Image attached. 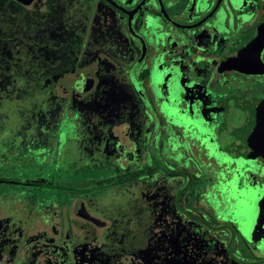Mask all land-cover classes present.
<instances>
[{"label": "flooded vegetation", "instance_id": "flooded-vegetation-1", "mask_svg": "<svg viewBox=\"0 0 264 264\" xmlns=\"http://www.w3.org/2000/svg\"><path fill=\"white\" fill-rule=\"evenodd\" d=\"M4 8L5 37L37 35L21 91L36 120L0 148V264H264V179L250 185L264 163V0ZM84 157L100 171L78 169Z\"/></svg>", "mask_w": 264, "mask_h": 264}, {"label": "rangeland", "instance_id": "rangeland-1", "mask_svg": "<svg viewBox=\"0 0 264 264\" xmlns=\"http://www.w3.org/2000/svg\"><path fill=\"white\" fill-rule=\"evenodd\" d=\"M2 12L3 13H1L0 15V30H2V32H0V148L5 147L6 134L13 133L14 131L21 128V125H26L28 121L35 122L36 120L32 116L29 118V113H32L31 104H30V101L28 102V100L27 101L25 100L23 94H21V91H22L23 86L26 84V82L31 81V83H33L32 82L34 79L33 76L35 75L33 65L29 67V64H28L29 62H27V60L25 59L28 58V56L33 55L35 53L34 43H35V37H37V35L33 31V27H31L29 33H28V30H26L25 32L26 34H23L21 36H17L15 38L5 37V8L2 10ZM44 29L45 27H43L42 31ZM23 36H25V38H20ZM9 41H10V46H6L5 44H7V42ZM5 50L7 51L5 52ZM5 53L7 54V56L5 55ZM8 59H10L9 61H14L16 63H19V65H17L18 67L17 66L12 67V66L6 65V61ZM13 77L14 78L16 77V79H14ZM27 86L28 85H26L25 87ZM60 93L61 91H58L52 94L44 93L42 94V96H40L41 102H49L50 100L51 101L55 100L62 95V93L61 94ZM13 101H15V103ZM69 113L70 115L74 114L73 111H69ZM39 114L40 116H44L42 112H39ZM59 116L57 117L59 118ZM80 116L72 117L71 120L73 119L74 121L78 123L80 121L79 120ZM138 121H140V119H138ZM52 122H54L53 118H52ZM123 128H124L123 125H120V126L116 125L114 129V133L116 135H119L122 141L124 140L123 135H122ZM23 134L24 135H21V136L25 137V133ZM77 135L80 140L83 139L81 134L77 133ZM153 138L155 142H153L154 144L151 145V148L153 150L152 156L157 157V160L161 161L163 160L162 158H164V155L171 153V152H169V149H167L165 145H162V146L158 145L160 143L159 142L157 143L156 140L160 139V136L154 135ZM20 139H23V138L21 137ZM74 141H78V138L76 139L74 138V140L71 141L70 143L72 144ZM177 149H178L177 147H174L173 151H177ZM226 151H229V148ZM1 154L5 155L3 152H1ZM82 162L83 163L80 164L78 168L81 171L83 172L84 171L85 172L100 171L98 169L94 170L92 166L93 163L92 161L89 160V158L84 157V160H82ZM222 162L224 161L221 160L220 163L223 164ZM257 166L262 167V168H259V170L256 172V177L259 176V180L256 184H250L252 188L255 186L260 187L261 179H264V163L260 162ZM221 169L224 170V168L222 167ZM208 181H211V180L207 178L206 180H202L201 182L195 181L191 189L193 190L194 188H198L200 186L204 187L205 184L208 183ZM30 192L32 194H37V192L34 189H31ZM25 193H27V191ZM254 198H255V201L257 202V205L261 208L260 205H262V199L264 198V191H262L261 193H260V190L256 191ZM255 220H257L258 222L259 214L256 215ZM257 222L254 225L256 226V229L259 230L260 223L259 222L257 223ZM247 238L249 240L257 242L256 243L257 246L261 247L260 246L261 239H260L259 233L252 232L251 235H249V237L247 235Z\"/></svg>", "mask_w": 264, "mask_h": 264}, {"label": "trees", "instance_id": "trees-1", "mask_svg": "<svg viewBox=\"0 0 264 264\" xmlns=\"http://www.w3.org/2000/svg\"><path fill=\"white\" fill-rule=\"evenodd\" d=\"M38 169H39V171H41V167H38ZM72 180L74 182L77 181V180H74V179H72ZM67 181H70L69 178H64V182H67ZM88 182H92V180L91 181H88Z\"/></svg>", "mask_w": 264, "mask_h": 264}]
</instances>
